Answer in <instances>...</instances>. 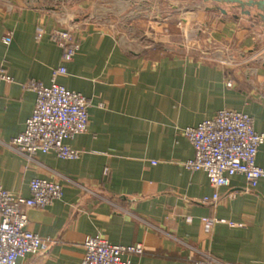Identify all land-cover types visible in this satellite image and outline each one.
Segmentation results:
<instances>
[{"label":"crops","instance_id":"1","mask_svg":"<svg viewBox=\"0 0 264 264\" xmlns=\"http://www.w3.org/2000/svg\"><path fill=\"white\" fill-rule=\"evenodd\" d=\"M124 2L131 12L109 9ZM154 2L0 0V69L13 78L0 81V186L28 198L30 182L42 178L64 191L49 207L28 210L29 230L50 244L17 264H81L84 241L95 235L142 244L132 264H196L203 254L264 264V179L250 189L235 175L217 189L205 172L185 167L195 151L183 132L233 109L264 133V24L254 10L224 14L190 0L191 12L177 15ZM65 28L80 50L57 83L89 101L88 131L67 141L82 154L30 159L10 143L35 106L27 83L49 86L63 64L50 33ZM256 163L264 167V144ZM216 192V203L203 202Z\"/></svg>","mask_w":264,"mask_h":264},{"label":"built area","instance_id":"2","mask_svg":"<svg viewBox=\"0 0 264 264\" xmlns=\"http://www.w3.org/2000/svg\"><path fill=\"white\" fill-rule=\"evenodd\" d=\"M39 31V36H42ZM50 38L62 49L63 64L54 70L49 86L31 80L26 88L36 94L33 113L25 130L14 138L10 146L19 154L33 158L38 153L55 154L64 160H77L82 152L67 144L89 127V101L82 93L68 90L57 83L59 75L67 73L69 63L80 50L72 29H55ZM11 35L4 38L10 44ZM0 81L11 83L13 78L0 69ZM229 87L232 83H227ZM184 135L192 144L195 155L185 163L191 171H203L216 187L229 188L235 175L245 177L250 189L264 179V167L256 163L259 148L264 144V133L255 129L250 115L233 109H222L212 119L195 127H187ZM30 196H17L0 186V264H17L26 255H40L47 251L50 240L28 228L29 209H45L63 198V186L47 179L34 178L30 182ZM216 192L204 203H216ZM207 221V219H204ZM218 222V221H215ZM233 225V224H231ZM85 255L81 264H132L130 257L142 255V244L114 245L101 235L88 236L84 241ZM196 264H225L203 254Z\"/></svg>","mask_w":264,"mask_h":264},{"label":"water","instance_id":"3","mask_svg":"<svg viewBox=\"0 0 264 264\" xmlns=\"http://www.w3.org/2000/svg\"><path fill=\"white\" fill-rule=\"evenodd\" d=\"M205 3L214 4L217 9L227 14L225 8L239 9L242 15L250 16L252 11L256 12L255 17L264 24V0H201ZM212 8H209V10Z\"/></svg>","mask_w":264,"mask_h":264},{"label":"rangeland","instance_id":"4","mask_svg":"<svg viewBox=\"0 0 264 264\" xmlns=\"http://www.w3.org/2000/svg\"><path fill=\"white\" fill-rule=\"evenodd\" d=\"M190 0H159V2H156V0H155V2H154V7L153 8H160V9H163V12H169V13H175V14H177V15H180V14H182V13H188V12H191V8L193 7V6H191V5H189V4H191L190 2H189ZM158 5V6H156V4ZM131 4V3H130ZM138 4V3H137ZM111 5H109L108 7H110ZM117 6V5H116ZM129 5H126V3L124 2L123 4H122V7H117L116 9H114V10H112L113 8H109L111 11H118V10H122L121 11V13H129V12H131V5L128 7ZM191 7V8H190ZM110 11V12H111ZM110 15H108L107 16V20H111L112 18H111V16L109 17ZM113 19H115V18H113ZM112 19V20H113ZM112 20H111V22H112ZM115 20H117V19H115Z\"/></svg>","mask_w":264,"mask_h":264}]
</instances>
